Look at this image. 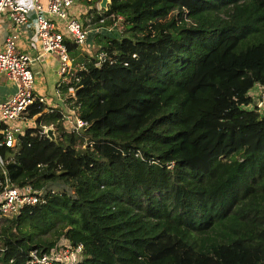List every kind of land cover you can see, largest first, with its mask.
Masks as SVG:
<instances>
[{"label": "trees", "instance_id": "16d2710c", "mask_svg": "<svg viewBox=\"0 0 264 264\" xmlns=\"http://www.w3.org/2000/svg\"><path fill=\"white\" fill-rule=\"evenodd\" d=\"M94 1L90 26L124 25L93 33L90 55L65 39L72 74L57 89L85 124L66 130L34 101V124L0 146V181L43 198L0 218V264L61 239L82 245L73 264H264V115L248 107L264 0ZM49 124L55 141L38 132Z\"/></svg>", "mask_w": 264, "mask_h": 264}, {"label": "built area", "instance_id": "2783aa9c", "mask_svg": "<svg viewBox=\"0 0 264 264\" xmlns=\"http://www.w3.org/2000/svg\"><path fill=\"white\" fill-rule=\"evenodd\" d=\"M97 1H94V7L102 9L98 7ZM89 6L91 5L83 3L82 0H0V16L5 13L15 25H27L32 21L40 53L51 52L57 57L58 85L72 74L73 57L67 50L65 39L76 46H83L88 44L89 31L92 33L103 31L118 36L123 30L122 15L112 13L108 14L113 17L108 24L90 26L91 15L86 13ZM102 19L103 17H100L98 20ZM82 20L86 23L84 24ZM16 36V32L11 30L4 37L3 45L0 47V74L14 85L12 93L0 100V146L5 147H13L16 136L22 134L28 120L33 119V115L31 117L26 115L29 105L34 101L43 102L41 95L34 96L31 58L16 47ZM100 55L101 52L98 53V57ZM72 80H77V76H73ZM251 88L252 99L256 98L257 103L251 101L248 107L255 106L256 110L264 115V84H255ZM73 94V85H67L65 96L73 97ZM51 108L53 107L43 105L42 109ZM62 116L70 130H78L85 124L73 109L68 108V112ZM44 127L45 125H41L38 131L40 134H45ZM39 192L38 189L30 187H18L4 175L0 181V218L14 214L20 205H32L42 201ZM81 250V243L71 245L61 239L48 250L30 249L26 264H73L80 258Z\"/></svg>", "mask_w": 264, "mask_h": 264}, {"label": "rangeland", "instance_id": "374dc122", "mask_svg": "<svg viewBox=\"0 0 264 264\" xmlns=\"http://www.w3.org/2000/svg\"><path fill=\"white\" fill-rule=\"evenodd\" d=\"M220 15L222 17L226 16L225 12H220ZM92 35H93V33L91 31H89L88 34H87V38L91 39ZM38 47H39V42H38ZM78 47H81L82 51L86 52V55L93 54L94 50H95L94 49L95 45L92 44V41H89L88 44H86V45H83V46L81 45V46H78ZM38 51H40V47H39ZM77 58H78V55L75 56L74 60L76 61ZM35 62H37V61H34L32 63L33 66L31 67L32 68L31 71L33 73V79H34L33 87H35L34 90H33V93L35 92L34 96H38L37 93L42 91V94H40V95L42 97H44L47 102L52 101L53 100V91H54V86H53V81L52 80L56 79V77H54V76L50 77L49 75L51 73L54 74L53 70L58 67L57 57H56V55L54 53H44V55L42 56L41 60H39V63L41 64V67L45 66V68L43 70V73L40 71L41 68L39 66V63L35 64ZM30 65H31V63H30ZM248 92L252 96L251 93L253 92V88H250ZM51 103H53V102H51ZM63 105L61 107H57V106H53V107L59 108L62 114H65L66 111L68 112V108L69 109H73V108L69 107V104L65 100L63 101ZM27 124H30V125L34 124V117H33V119H29ZM62 125H63V127L66 130H70L68 128V126L65 125L63 116H62ZM45 126H47V125H45ZM37 133H38L37 131H34L32 134H34L36 136ZM92 146H94V148L96 150H98L100 153H103L104 155H114V154H118V153L122 152L121 147H115V145H113V144L110 145V144H106V143H101V144H96V145L92 144ZM61 152H62L61 160L65 161L66 157H67V154L64 151H61Z\"/></svg>", "mask_w": 264, "mask_h": 264}, {"label": "crops", "instance_id": "0c3cea01", "mask_svg": "<svg viewBox=\"0 0 264 264\" xmlns=\"http://www.w3.org/2000/svg\"><path fill=\"white\" fill-rule=\"evenodd\" d=\"M14 30L16 32V47L20 49L21 51L26 52L30 58H31V65L34 61L35 64L39 63V60H41L42 56L44 53H40L39 47H38V39L36 37V34L34 32V26L32 21H29L27 25H15L13 24L10 19L6 16L5 13H2L0 16V47L3 45V39L4 37L11 31ZM51 53V52H49ZM40 66V71L43 73V70L45 68L41 67V64L39 63ZM32 70V68H31ZM54 74H50L49 76H54L56 79H53V86H54V91H53V100L47 102L46 99L43 97V102L42 104L45 106H57L61 107L63 105V96L61 93H59L57 89V80H58V75L56 74V69L53 70ZM35 88V87H34ZM14 89V85L8 81L2 74H0V100L5 99L8 95L12 93ZM35 93V92H34ZM38 96L42 94V91L37 93ZM36 94V95H37ZM53 102V103H51ZM62 105H61V104ZM64 106V105H63Z\"/></svg>", "mask_w": 264, "mask_h": 264}, {"label": "water", "instance_id": "95a60500", "mask_svg": "<svg viewBox=\"0 0 264 264\" xmlns=\"http://www.w3.org/2000/svg\"><path fill=\"white\" fill-rule=\"evenodd\" d=\"M109 1L110 0H98L97 5L99 8L105 9L107 7V4L109 3ZM252 101L254 104L257 103L256 98H253ZM44 133H45V136L50 141H55V133H54L53 127L51 125H47L44 127Z\"/></svg>", "mask_w": 264, "mask_h": 264}]
</instances>
